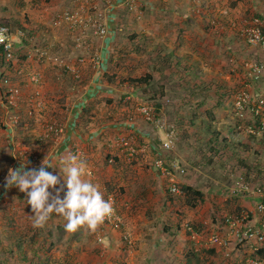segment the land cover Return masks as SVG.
Wrapping results in <instances>:
<instances>
[{
    "label": "rangeland",
    "instance_id": "obj_1",
    "mask_svg": "<svg viewBox=\"0 0 264 264\" xmlns=\"http://www.w3.org/2000/svg\"><path fill=\"white\" fill-rule=\"evenodd\" d=\"M88 19L89 23L101 22L106 33L115 36L105 77L116 95V118L122 121L137 116L149 124L139 113L141 106H147L165 125L174 127L176 139L170 151H163L158 138L164 127L149 124L150 130H160L161 134L151 136L154 150L140 152L142 142L132 134L118 133L117 138H125L135 153L127 156L124 147H116L123 155L119 164H113L117 156L106 153L103 162L114 175L111 185L100 183L92 172L85 178L98 186L104 199L112 196L121 224L112 230L103 221L95 232L85 227L69 233L63 217L55 212L43 227L34 226L26 194H18L15 186L9 193L3 190L5 168L11 161L22 160L27 166L37 163L39 156L32 153L33 145L36 149L53 147L64 134V102H54L39 90L23 95L19 81L25 78L31 84L28 76L39 75L31 72L25 76L22 68L26 61L32 66L45 64L57 73L58 81L78 85L80 75L75 78L67 63L71 61L68 53L59 50L64 43L79 49L75 38L81 36L84 47H92L89 58L98 56L90 37H85L99 39L86 23ZM0 20L8 27L12 44V58L0 71L20 94L17 109L10 112L18 116L8 137L12 147L8 155L2 156L0 151V264H26L21 250L14 246L22 236L37 242L38 250L30 261L35 264H264L262 250L253 252L236 244L220 219L234 218L236 207L252 220L255 200L231 198L229 176L240 173L237 166H264V133L259 127L252 129L253 134L247 133L251 127L247 122L255 117L248 113L237 117L233 107L239 93L264 102V47L246 40L251 28L264 34V0H0ZM41 49L64 65L39 61L36 52ZM252 66H262L261 73L253 76ZM145 76H149L146 84L132 82ZM40 82L39 78L31 85L38 87ZM33 94L41 108L27 116L25 100ZM51 103L59 104L55 107H59V117L47 112ZM258 116L260 126L264 104ZM4 120L0 107V134L4 133ZM47 124L61 125L62 134L43 138ZM74 149L68 154L75 155ZM159 156L168 161L165 167L170 175L161 176L152 168ZM170 161L183 174L170 170ZM234 167L235 172L231 170ZM168 179L176 184L174 194L167 191ZM181 184L201 192L202 202L187 207L178 188ZM105 230L111 231L110 238ZM189 230L204 242L195 244ZM211 234L228 240V244L210 246L205 241Z\"/></svg>",
    "mask_w": 264,
    "mask_h": 264
},
{
    "label": "crops",
    "instance_id": "obj_2",
    "mask_svg": "<svg viewBox=\"0 0 264 264\" xmlns=\"http://www.w3.org/2000/svg\"><path fill=\"white\" fill-rule=\"evenodd\" d=\"M85 37H90L89 39L91 40V43H94L95 45V51L99 57V63L97 65H94L89 58L92 49L90 46L77 49L74 44L68 47L67 44L64 43L59 50V53H68L67 60L71 59V61L67 62L71 65L70 69L80 75L78 85L68 86L64 80L58 81L57 73L50 71L49 68H45V64L32 66L30 63L31 61H26L25 68H22V72L25 76L31 74V72H36L41 80L40 85L36 87L29 84L25 78L21 79L19 82L23 84L21 85L23 88V95L34 90H39L47 97L53 98L54 102L57 99H61L57 102H60L59 104L64 102V105L62 106L66 113L62 115V118H64V134L60 142L53 147H43L42 149H36L33 145L34 142H31V145L34 147L32 153L35 156H39L38 162L27 166L23 164L24 162L22 160H20L16 163L14 169H38L41 162L47 163L48 161H51L56 168H49L47 171L54 175H63V173L59 172V168L62 166L61 158L75 148L74 150H77V152L81 154V157L78 158L86 161L88 164L87 174L92 172L93 175L97 176L100 183L105 185L107 182V185H111L114 175H112L110 169H108L110 168L109 166L105 167L104 159L106 153H113L114 156H117L113 158V164H119L121 162L123 155L119 154L120 151L116 150L114 141V139L117 138L118 133L123 132L127 136L132 134L136 140L142 142L139 151L143 152L146 151L147 148V150L150 151L154 150V146L152 145L154 139H152L151 136L156 135L159 137L161 131L156 130L155 132L152 131V129L150 130L148 128L150 125L145 124L141 119H138L137 116L122 121H120L119 118H116L117 114H114L115 108L113 107L116 102V95L113 92V88H109V83L105 80V66L108 62V54L115 36L113 32H111L110 34L106 33L104 37L99 39L87 34H85ZM54 75L57 80H55ZM58 95H60V97H57ZM119 98L120 97H118V99ZM128 98L129 97H125L124 99L128 100ZM98 99H101V101ZM59 104L51 103L50 106L48 105L47 112H53V116L57 117L61 112L57 110L59 107H55L56 105L59 106ZM103 105L107 107L103 108ZM105 119H109V121H106ZM37 120L39 121V119ZM3 125L4 133L2 132L0 134V151L2 156L6 154L8 155L10 152L12 144L8 137L12 136L13 132L11 131L12 126H9L8 124L6 126L5 122ZM35 127L38 129V123H35ZM149 130L150 132L152 131L151 134ZM3 138L6 139V142L3 141ZM161 139L162 134L158 138V141H161ZM23 150L26 149L24 148ZM83 178L86 179L85 176ZM4 189L5 190L3 191L5 193L11 192L10 187L5 186ZM17 190L18 194L25 196L18 188ZM49 191L53 193L55 190L49 189ZM61 198H63V192H61ZM65 223L66 220L63 218V224ZM105 231L110 238L111 231Z\"/></svg>",
    "mask_w": 264,
    "mask_h": 264
},
{
    "label": "built area",
    "instance_id": "obj_3",
    "mask_svg": "<svg viewBox=\"0 0 264 264\" xmlns=\"http://www.w3.org/2000/svg\"><path fill=\"white\" fill-rule=\"evenodd\" d=\"M86 23L91 27L92 32L97 35L99 38H102L106 34L105 26L98 21H92L89 23V19ZM0 29L6 30L4 35L7 39L0 43V51L1 58L3 62H8L12 58V44L11 38L7 31V28L4 26H0ZM247 42L251 45H261L264 47V34H261L257 28H251L247 32ZM75 41H77L76 45L79 48H84L83 41L81 36L76 37ZM37 59L39 61L42 60H51L54 64L64 65L57 58H50L47 55V51L44 49L38 50L36 52ZM91 62L94 65L99 63V57L94 56L91 59ZM262 66H252L251 73L253 76H257L261 73ZM75 78H78L76 75L77 72L73 71ZM39 78L36 75H29L28 81L31 84H37ZM19 89L17 87L10 86L7 79L2 76V71H0V107L2 112L4 113V122L9 126H14L17 122L16 115H12L10 112L12 110H16L19 104ZM28 108L25 111L27 116H30L34 109L37 111L41 108V103L33 96L28 97L26 100ZM264 104L262 99H257L255 102L251 99L248 94L240 93L237 95L236 100L234 101V112L237 117H242V114L248 113L250 116L256 117L260 114L261 107ZM30 109V110H29ZM139 113L142 115L143 119L154 126L155 128L164 127V131L162 134V139L160 143V148L163 151H170L173 147V144L176 139V132L172 125H165L163 121H161L158 117H155L151 109L147 106H141L139 109ZM253 128L248 127L246 132L249 134H253ZM44 132L42 137L46 138L47 136H60L63 131V127L57 124H47L43 128ZM259 131L264 133V123H260ZM116 147H124V151L127 156H131L135 153V151L127 145L125 138H116L115 140ZM74 154L79 156L80 153L77 150L74 151ZM111 162V160H108ZM16 161H11L7 168H5V176L8 174V170L14 169L16 165ZM170 170L177 172L178 174H183V170L177 167L174 161H170ZM152 168L161 176L170 175L167 168L163 165V161L161 158H155L152 162ZM260 172L264 173V169H259ZM264 176V174H263ZM231 180V185L228 189V194L232 197H251L255 200L254 209L252 210V220H247L248 215L242 211H239L234 218H226V228L228 229V233L231 236L232 240L238 244L247 246L251 251L256 252L258 250H262L264 253V178L262 183L256 185H250L247 182H244L240 175L229 176ZM167 191L170 194H174L177 192L176 184L172 179H168V187ZM112 201L114 207V199L112 196H108L106 199ZM105 223L113 229H118L121 224L119 216L116 215L115 210L114 214L111 217L105 218ZM189 238L195 243L199 244V242H204L203 238L197 234L196 232L189 230ZM210 246H226L228 244V240H221L216 234H211L207 240L205 241ZM200 246V245H199Z\"/></svg>",
    "mask_w": 264,
    "mask_h": 264
},
{
    "label": "clouds",
    "instance_id": "obj_4",
    "mask_svg": "<svg viewBox=\"0 0 264 264\" xmlns=\"http://www.w3.org/2000/svg\"><path fill=\"white\" fill-rule=\"evenodd\" d=\"M5 31L0 29V43L7 39ZM61 165L59 172L63 175L47 171L56 168L51 161L41 162L38 169L10 168L5 178L6 187L15 186L26 194L34 226L43 227L55 212L66 220V232L75 233L85 227L95 232L105 218L114 214L112 201H106L98 186L83 178L88 172L86 161L67 154L61 158ZM49 189H55V194Z\"/></svg>",
    "mask_w": 264,
    "mask_h": 264
},
{
    "label": "trees",
    "instance_id": "obj_5",
    "mask_svg": "<svg viewBox=\"0 0 264 264\" xmlns=\"http://www.w3.org/2000/svg\"><path fill=\"white\" fill-rule=\"evenodd\" d=\"M0 26H4L5 28H7V31L9 33L8 27L6 26V24L4 23L3 20H0ZM261 31L263 32L264 30L261 29ZM0 54H1V51H0ZM109 57H110V55L108 54L107 61H109V59H110ZM2 64H4V62H3L1 55H0V66ZM105 80L107 81V83H109V81L106 77H105ZM148 80H149V76H145L143 78L132 80V82L143 85V84H146L148 82ZM216 105H219V103H217ZM196 106H198V104ZM260 116H256L254 119L251 118V123L247 122V124L251 125L252 128L257 129L259 127ZM223 141L225 142L226 140H223ZM212 147H214V146L212 145ZM212 150L214 151L216 149L212 148ZM156 156H158V155H156ZM158 158H161V157L159 156ZM162 161H163V165L166 166L168 161H166L165 159ZM237 167H239L238 171H240V173H238V175H240V177L242 178V180L244 182L248 181L251 183H258V182L263 181V178H264L263 174L264 173L259 171V169L264 168V166H262L261 164L252 163L249 166H245V167L237 166ZM237 167H234L231 170H233L235 172V170H237ZM178 188L180 190V193L185 197V205H187V207L192 208V207H195L197 205V203L202 202L203 197H202L201 192H199L198 190L192 188L191 186L184 185V184L178 185ZM231 198H233V197H231ZM234 211H235V215H236L238 213L237 211H239V210L235 207ZM226 218H228V216H222L220 218L221 223L224 224L225 226H226ZM193 229H196V228H193ZM35 243H37V242H35V240L32 239L31 236H29L28 238L25 236H22V237L18 238V240H15V242H14L15 248L21 250V254L23 256V259L26 260L25 261L26 264H35V263L30 262L32 257H33V254L38 250V246L35 247V245H36ZM22 244H24V248L22 247ZM26 250H30L29 251L30 258H28V259H26L24 256L26 254ZM44 261H46V260H44ZM52 263L53 262H51V261L50 262L46 261L44 264H52ZM36 264H39V263H36Z\"/></svg>",
    "mask_w": 264,
    "mask_h": 264
}]
</instances>
